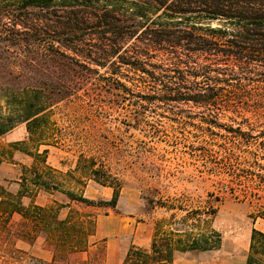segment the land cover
<instances>
[{
  "label": "rangeland",
  "instance_id": "rangeland-1",
  "mask_svg": "<svg viewBox=\"0 0 264 264\" xmlns=\"http://www.w3.org/2000/svg\"><path fill=\"white\" fill-rule=\"evenodd\" d=\"M19 1L0 0V86L51 90L56 103L46 114L44 142L28 141L24 124L0 139V149L15 142L22 143L18 146L21 151H13L12 157L0 165V186L15 195L20 177L31 172L34 166L35 161L29 154H41L46 150L41 157L47 167L56 171L53 176L61 189L98 202L109 201L118 187V211L136 209L139 212L136 222L143 227L149 226L152 233L158 220L167 222L171 215H174L173 222L178 223L188 214L184 223L191 225V213L199 211L202 230L209 228L218 232L229 247L234 243L244 244L252 223L259 220L255 216L263 202L243 197L242 186L249 187L248 183L240 187L229 183L224 157L228 153L242 155L238 148L243 143L240 145L225 137L226 133L214 125L220 123L229 128L230 120L210 118L204 107L182 100L184 97L168 98L158 94L161 96L150 98L155 94L147 88L152 85L151 80L136 71L132 65L138 67V64L130 59L137 50L144 51L148 56L142 57L146 62L145 66L140 64V68L152 72L161 66L157 50L147 54L143 36L137 40H122L121 60L114 56L104 58L98 60L103 66H98L65 49L67 38L59 34L61 29L57 24L54 30L50 26L56 19L43 22L46 29L41 22L43 14L32 9L26 18L16 15L12 21L4 10L9 11ZM11 24L23 33L19 39L26 41L32 35V40L10 45L9 37L14 35L8 29ZM89 31L84 37L87 44L102 48L104 53L112 52L114 46L109 43L113 42L112 37L106 42L99 34L102 30ZM104 44L111 47H104ZM164 74L178 77L175 70ZM141 76L144 79L141 80ZM101 181L109 184L102 185ZM222 181L229 183L233 190L222 192ZM159 199L183 211L167 212L148 204V200ZM21 201L24 206L30 203L45 206L68 203V198L55 191L40 192ZM211 207L216 212L209 217ZM109 209L86 208L83 211L96 218L106 215ZM66 212L61 211V216ZM19 222L15 214L6 220L0 219V264H15L16 250L49 261L51 252L43 239L29 243L14 237L21 228ZM99 250L98 247L96 252ZM71 259L79 261L80 257L74 255Z\"/></svg>",
  "mask_w": 264,
  "mask_h": 264
},
{
  "label": "trees",
  "instance_id": "trees-1",
  "mask_svg": "<svg viewBox=\"0 0 264 264\" xmlns=\"http://www.w3.org/2000/svg\"><path fill=\"white\" fill-rule=\"evenodd\" d=\"M32 9L43 14L42 23L50 21V18L56 19L50 26L53 30L56 24L59 26V34L67 38L66 50L98 66H103L98 60L104 58L114 56L121 60L119 50L122 40H137L143 36L147 54L157 50L161 66L156 68L158 71L152 72L140 68L139 65L145 66L146 62L142 57L148 56L144 51L137 50L130 59L138 64V67L132 65L134 69L151 80L152 85L147 88L155 94L150 98L160 97L158 94L168 98L184 97L182 100L204 107L210 118L230 120L232 125L229 128L220 123L214 125L226 133L225 137L238 141L240 145L243 143L238 148L242 155L228 153L224 157L229 183L239 187L243 183L250 185L242 186L241 192L244 198L263 202L255 218L264 221V0H20L4 12L13 21L16 15L26 18ZM8 27L14 32L8 40L10 45L32 40V35L26 41L19 39L18 36L23 33L15 30L16 25ZM29 28L32 30V25ZM45 28L48 29L46 25ZM98 29L102 30L99 34L106 42L112 37L113 42H109L114 46L111 53H104L102 48L85 42L86 33ZM65 58L75 61L70 56ZM174 70L178 74L176 79L163 76V72ZM163 79L171 83L164 84ZM55 103L51 90L0 86V139L24 124L28 141L44 142L46 114ZM21 144L15 142L5 149L1 148L0 165L12 157L13 151H21L18 149ZM46 153L44 150L41 154H29L35 161L34 166L31 172L20 177L15 195L0 186V219L18 215L21 228L14 237L29 243L37 238L43 239L50 249L51 258L46 262L16 250L13 260L15 264H100L102 248L94 260L74 261L71 257L87 251L88 240L94 233L95 216L83 210L114 209L119 197L118 187L113 190L109 201L98 202L88 200L82 194L64 191L53 176L56 171L47 167L41 157ZM101 182L102 185L109 184ZM229 183L222 181L220 190H233ZM55 191L63 193L68 203L45 206L22 204V198ZM168 202L148 200L149 205L167 212L183 211ZM63 210H67L64 217L61 216ZM209 210V217L216 212L212 207ZM198 212L191 213V225L184 223L188 214L178 223L173 222L174 215L167 222L165 219L158 220L149 248L130 246L122 264H172L177 253L219 250L221 235L209 228L202 230ZM6 251L5 247L4 254L8 259ZM263 257L264 235L252 229L245 264H263Z\"/></svg>",
  "mask_w": 264,
  "mask_h": 264
},
{
  "label": "crops",
  "instance_id": "crops-1",
  "mask_svg": "<svg viewBox=\"0 0 264 264\" xmlns=\"http://www.w3.org/2000/svg\"><path fill=\"white\" fill-rule=\"evenodd\" d=\"M118 210L116 207L109 209L103 217L95 218V229L88 240L87 251L76 254L80 257L79 261L97 259L99 254L96 250L99 247L102 248L100 264H122L130 246L149 248L153 233L149 226L143 227L136 222L139 212L136 209ZM258 222L260 225H257ZM263 223L261 219L252 223L244 244L234 243L229 247L222 241L217 251L177 253L172 264H245L249 256L251 231L255 229L264 235ZM261 261L264 264V257Z\"/></svg>",
  "mask_w": 264,
  "mask_h": 264
}]
</instances>
